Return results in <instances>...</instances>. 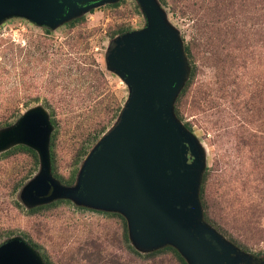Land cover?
<instances>
[{"label":"rangeland","instance_id":"1","mask_svg":"<svg viewBox=\"0 0 264 264\" xmlns=\"http://www.w3.org/2000/svg\"><path fill=\"white\" fill-rule=\"evenodd\" d=\"M155 2L180 51L171 109L201 160L200 227L229 248L228 264H264V0ZM72 20L45 26L0 14V246L21 239L43 264H180L172 250L162 251L175 246L144 245L129 225L127 237L128 220L116 209L77 194L37 205L26 198L46 169L21 144L22 120L46 114L50 175L71 187L132 95L110 52L150 25L140 0H108ZM19 146L29 150L4 155Z\"/></svg>","mask_w":264,"mask_h":264},{"label":"water","instance_id":"2","mask_svg":"<svg viewBox=\"0 0 264 264\" xmlns=\"http://www.w3.org/2000/svg\"><path fill=\"white\" fill-rule=\"evenodd\" d=\"M105 1L0 0V14L14 12L54 26ZM140 3L149 28L120 39L109 55L112 67L132 87L121 122L89 154L76 185L66 188L49 172L48 117L43 112L26 116L21 144L35 149L46 169L26 198L37 205L77 194L85 203L122 212L144 245L175 246L189 264H224L225 254L206 236L218 242L227 256L229 248L198 221L199 153L171 109L182 78L180 51L155 0ZM0 264L43 263L28 244L14 238L0 246Z\"/></svg>","mask_w":264,"mask_h":264},{"label":"trees","instance_id":"3","mask_svg":"<svg viewBox=\"0 0 264 264\" xmlns=\"http://www.w3.org/2000/svg\"><path fill=\"white\" fill-rule=\"evenodd\" d=\"M83 21V18H80V19H74L72 20L68 25L72 28H75L80 22ZM76 47V46H74ZM193 76V75H192ZM185 92V89L184 91L181 93V95H183ZM180 95V96H181ZM176 114L178 115V117H180V111H179V108H176ZM28 149L27 147H24V146H19V147H16V149H13V150H10V151H7V153H4L5 156H8L9 154H12L13 152L17 151L18 149ZM29 150V149H28ZM31 150V149H30ZM32 151V150H31ZM34 152V151H32ZM36 154V153H35ZM3 158H6V157H3ZM75 181V177H73L70 181H69V184L72 185ZM124 219V218H123ZM124 221V230H125V235L128 237V234H129V228H128V224H127V221L126 219L123 220ZM166 249L168 250H172L176 255H177V258L180 262V264H188L187 260L183 257V255H181V253L174 249L173 247H166L164 249H162V251H166ZM161 251V250H160ZM158 251V252H160Z\"/></svg>","mask_w":264,"mask_h":264},{"label":"flooded vegetation","instance_id":"4","mask_svg":"<svg viewBox=\"0 0 264 264\" xmlns=\"http://www.w3.org/2000/svg\"><path fill=\"white\" fill-rule=\"evenodd\" d=\"M90 153H91V152H90ZM90 153H89V154H90ZM89 154L86 156L85 160L87 159V157L89 156ZM83 165H84V164H83ZM83 165H82V166L80 167V169L78 170V174H77V176L75 177V181H74V183L71 185V187H74V186L76 185L77 180H78V178H79L80 171H81ZM206 239H207L208 241L211 242L212 246H215L216 250H217L220 254H222V255L225 254L224 256H225L226 259H227V257H228V256H227V251H225L224 248H223L221 245H219L218 242H216L215 240H213L209 235L206 236ZM224 264H228V262L225 261ZM242 264H246V263H242Z\"/></svg>","mask_w":264,"mask_h":264}]
</instances>
